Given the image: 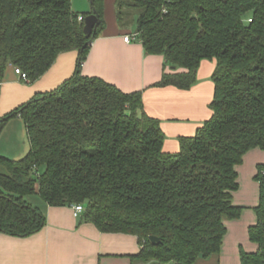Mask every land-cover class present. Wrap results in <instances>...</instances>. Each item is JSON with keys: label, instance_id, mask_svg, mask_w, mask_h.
I'll use <instances>...</instances> for the list:
<instances>
[{"label": "trees", "instance_id": "16d2710c", "mask_svg": "<svg viewBox=\"0 0 264 264\" xmlns=\"http://www.w3.org/2000/svg\"><path fill=\"white\" fill-rule=\"evenodd\" d=\"M89 3L100 23L86 37L71 0H0V88L10 68L33 83L61 54H77L69 79L0 122L1 130L19 116L29 144L19 160L0 156V233L23 238L44 227L26 202L36 196L50 207L82 205L80 219L101 233L136 237L141 264H218L224 222L242 212L232 204L235 168L250 150L264 151V0L116 1L118 26L136 19L145 54L164 59L154 87L187 91L200 63L215 62L211 117L179 139L175 154L163 151L141 92L81 75L104 29L103 0ZM254 179L259 203L248 238L257 250H240V264H264V165Z\"/></svg>", "mask_w": 264, "mask_h": 264}, {"label": "crops", "instance_id": "0c3cea01", "mask_svg": "<svg viewBox=\"0 0 264 264\" xmlns=\"http://www.w3.org/2000/svg\"><path fill=\"white\" fill-rule=\"evenodd\" d=\"M116 1L103 0L104 29L91 43L81 75L99 78L123 93L141 92L144 113L160 122L165 137L163 151L175 154L179 139L192 137L211 117L209 105L214 86L210 78L215 62L200 63L196 84L187 91L154 87L161 80L164 59L145 54L137 40L123 41L124 36L132 34L116 22ZM71 9L79 16L91 12L89 0H71ZM76 57L75 52L61 54L41 78L25 83L28 88L22 93H13L10 85L17 78L8 72L0 88L1 100L11 97L10 103L5 101L7 110L22 105L36 94L56 89L72 76ZM26 154L24 150L20 158ZM259 165H264V151L253 149L235 168L238 188L232 194V204L242 208V212L237 220L224 222L227 232L218 264H240V250L247 254L257 250L248 238V228L256 223L254 209L259 203V186L254 177ZM38 199L27 197L26 202L43 214L44 227L23 238L0 233V264H141L133 259L140 250L136 237L101 233L80 217L74 218L71 207H50ZM197 264H215V260H200Z\"/></svg>", "mask_w": 264, "mask_h": 264}, {"label": "rangeland", "instance_id": "374dc122", "mask_svg": "<svg viewBox=\"0 0 264 264\" xmlns=\"http://www.w3.org/2000/svg\"><path fill=\"white\" fill-rule=\"evenodd\" d=\"M136 28V19H134L129 25V27H127V30L130 32V34L134 35L136 33ZM14 69L15 68H10L11 71H9V69L7 70L5 80L9 75L8 72H11L13 77L17 78V82L10 85L11 90L13 91V93H22L23 91L27 90L28 86L23 81H21L18 76L14 75ZM13 93L9 94L13 95ZM10 99V96H6L5 98H3V100H1L0 98V122L5 119L6 116L11 114L17 107L20 106L19 105L16 108H13L12 110H7V108L5 107V101L8 104L10 103ZM27 102H24L23 104ZM28 149L29 144L22 119L19 116L10 118L0 130V155L10 160H19L21 159L20 157L23 151L27 150L28 152ZM30 198L37 199L38 197L31 196Z\"/></svg>", "mask_w": 264, "mask_h": 264}, {"label": "water", "instance_id": "95a60500", "mask_svg": "<svg viewBox=\"0 0 264 264\" xmlns=\"http://www.w3.org/2000/svg\"><path fill=\"white\" fill-rule=\"evenodd\" d=\"M100 20L96 13L92 10L91 14L85 16L83 20V33L86 37L92 36L95 28L99 25ZM149 241L152 245L156 246L160 243L159 239L150 237Z\"/></svg>", "mask_w": 264, "mask_h": 264}, {"label": "built area", "instance_id": "2783aa9c", "mask_svg": "<svg viewBox=\"0 0 264 264\" xmlns=\"http://www.w3.org/2000/svg\"><path fill=\"white\" fill-rule=\"evenodd\" d=\"M78 20L82 21L83 17L80 16L78 18ZM134 40H137V36L135 34L134 35H127V36H124V38H123V41L125 43H129L130 41H134ZM14 74L16 76H18L21 79V81H23L24 83L27 82V78H26L25 74H23L19 69H14ZM71 210L73 213V217L79 218L82 215L84 208L82 205H72Z\"/></svg>", "mask_w": 264, "mask_h": 264}]
</instances>
